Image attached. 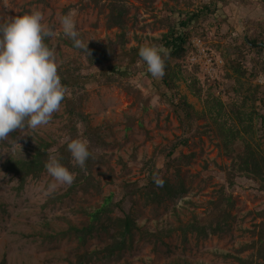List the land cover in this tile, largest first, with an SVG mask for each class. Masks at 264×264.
I'll use <instances>...</instances> for the list:
<instances>
[{"label":"rangeland","instance_id":"1","mask_svg":"<svg viewBox=\"0 0 264 264\" xmlns=\"http://www.w3.org/2000/svg\"><path fill=\"white\" fill-rule=\"evenodd\" d=\"M207 2H213L216 10L202 15L192 24L188 29L186 51L171 61L177 90L199 114L190 128L186 145H180L174 153V163L165 175L174 192L163 194L159 191L162 198L159 202L152 192L121 196L123 184L132 180L142 183L152 162L160 165V148L184 138L167 101L159 97L160 78H153L137 63L129 76L91 79L80 89L76 102L86 114V137L78 132L79 123L70 128L71 119L62 102L52 121L32 132V136L21 135L17 130L10 137L17 142L14 147L7 142L0 143V151H5L0 153V263L2 260L4 264L77 262V255L109 241V234L118 228L119 209L137 220L141 232L133 234L132 243L120 256L101 260L100 254L99 260L93 257L94 262L89 264H124V261L129 264H181V258L189 264H236L232 257L236 253L242 257L254 253V261L258 259L257 247L251 244L258 246V238L262 235L260 242L264 251V190L253 178L229 173L231 159L222 150L219 127L224 128L232 122L237 124V116L251 128L246 132L238 126L239 136L247 142L259 144V135L264 134V106L252 99L255 89L258 96L264 93V70L257 63L264 59V50L250 52L245 60L239 59L241 51H247L243 38L257 34V38L264 41V1L0 0V23L39 11L44 17L43 23L58 33L45 41L55 50L57 63L64 66L73 62L80 72L87 73L93 72L95 66H89L86 54L71 47L72 40L61 33L59 21L63 15L72 14L80 38L85 42L89 40L88 45L94 50L111 45L118 53L138 43L160 46L161 35L170 26L177 25L176 11L190 12ZM110 4H119L122 9L124 28L120 32L107 19ZM122 31V37L118 36L123 43L120 47L116 33ZM195 38L204 48L199 62L191 59L196 54L192 47ZM204 58L214 62L209 74L202 63ZM191 80L201 88L200 95L187 87ZM88 137L99 140L92 144ZM241 137L237 138L240 146L243 144ZM76 138L87 141L89 150L97 157L86 162L85 170L73 165L67 150L65 141ZM38 139L53 144L51 155L75 176L71 186L57 185L55 190H50L54 181L46 168L37 176L22 180L17 171L6 168L5 159L30 156ZM59 146L60 151L54 149ZM258 146L263 150L264 144ZM109 193L113 203L108 214L111 219L105 218L97 225L101 234L90 237L81 247L73 234L63 233L70 226L86 224L87 212L97 207ZM218 200L227 209L228 224L212 232L208 225L214 219L207 214L211 202ZM195 218L205 233L189 232L184 242L181 230L187 222L194 224ZM168 223L172 228L163 233L165 235L147 234ZM221 252L229 255L223 256Z\"/></svg>","mask_w":264,"mask_h":264},{"label":"trees","instance_id":"2","mask_svg":"<svg viewBox=\"0 0 264 264\" xmlns=\"http://www.w3.org/2000/svg\"><path fill=\"white\" fill-rule=\"evenodd\" d=\"M264 1V0H262ZM216 7L213 2H207L200 4L199 7L194 8L192 11H176L178 14L177 25L170 26L165 33L161 35L158 40L160 46H163L165 49L169 50L170 55L165 58V74L162 78H160L162 83V88L159 92V97L163 100L167 101L170 106L172 112L178 120L179 126L184 133L181 140H174L171 143L164 145L160 148L158 152V158L160 159V165L157 166L156 163L152 162L150 170L146 173L145 179L142 183H139L137 180L127 181L125 184L121 186L123 193L121 196L123 198L129 197L137 192H142L143 194L149 195L152 192V195L156 197V201L159 202L162 198L159 195V191L163 194L167 193L171 194L174 192L172 190L171 185L165 175L168 173L169 168L173 165L175 155L174 153L180 147V145H186L187 138L190 136V131L194 125L196 118L198 117V112L194 109L192 104L188 103L185 97L179 93L177 90V86L173 81L172 75L174 74V70L172 69L171 61L181 57L187 48V41L189 36L188 29L193 27L192 24L200 20L202 15L213 13ZM123 13L122 9L115 4H110L109 11L107 13V19L112 23L113 26L119 28V32L124 28L123 22ZM123 31L119 34L116 33L117 39L119 40V46L122 47L123 43L121 38ZM258 35L254 34L253 36H246L243 38L242 43L244 47L247 48V51H241L242 56L239 59H244L245 57H249L250 52L260 53L264 50V41L262 38H257ZM117 40V41H118ZM113 43V41L111 42ZM151 44L138 43L136 45L130 46L127 49H121L118 53H115L111 45H105L103 49L94 50L91 46L88 45V49L91 51V55L82 49L79 51H83L86 54L87 63L89 66H95V70L93 72L82 73L80 72L79 67L75 66L76 63L69 62L68 64L62 66L58 64V74L61 78V83L67 88L68 94L66 98L62 101L64 106V111L67 113L68 117L71 119L72 128L73 126L79 123L80 127L78 132L82 137L87 136L88 132V124L86 122V114L82 111L79 105L76 104L78 102V93L83 85L91 80L96 79L99 81L100 79H110V78H123L129 76L132 73V69L135 67L137 63L141 64L145 70L147 71L146 64L139 57V48L141 46H149ZM71 47H73V42H71ZM75 48V47H74ZM109 48V49H107ZM238 54H240V50H238ZM252 57V56H251ZM246 59V58H245ZM244 59V60H245ZM258 65L262 67L264 70V59H260L257 61ZM254 64V63H253ZM72 67V68H71ZM189 81L187 87L189 90L193 91L196 95H200L201 88L196 86L195 81ZM192 82V83H191ZM257 90L255 89L252 92L253 101L259 100L260 104L264 106V93L258 96ZM218 99V98H216ZM218 107H221V102L217 100ZM237 118V124L233 122L228 124L226 127H219V137L222 140V150L228 155L231 159L229 170L231 174H239L245 175L247 177L253 178L254 180L259 181L260 187L264 190V148L259 147L260 143L264 144V134L259 135L258 140L260 143L251 144L247 142L240 135V129L238 126L242 127L243 131H251L248 125H245L243 118ZM252 120H250L251 123ZM13 133V132H12ZM10 133V136L13 134ZM75 133V132H74ZM73 134V132H72ZM241 137L240 141H243V144L240 146V142H238L237 138ZM91 140V137H88ZM96 140L93 139L91 141L92 144L95 143ZM90 141V142H91ZM51 142L46 139H38L31 150L30 156L23 158H16L14 156H9V158L5 159L6 168L10 171H17V174L21 177L22 180L27 176H37L40 172L45 169V163L51 155L52 146ZM57 151H60L59 148H54ZM180 153V152H179ZM178 153V154H179ZM89 158L86 162H90ZM68 160V159H66ZM63 166L64 164L60 162ZM154 172H158L160 177L164 180L163 187H157L153 182L152 175ZM227 201L229 197L226 198ZM112 194H108L103 197V201L92 210L87 212L88 220L86 224L81 227L70 226L63 233L73 234L76 238V241L79 242L80 246H84L90 237H93L95 234H101L98 232L97 225L100 224L107 219H111L108 214L112 211ZM1 209V207H0ZM120 210V214L116 218L118 221V228L115 229V232L109 234V241L103 243L102 246L85 250L83 253L77 255V262L69 261L70 264H89L90 262H94L92 259L95 257V260L100 259V254L102 255V259H110L111 256H120V253L127 248L132 242H130L133 234L135 232H141L140 225L137 223V220L132 217L129 213ZM210 213L207 214V217H212L214 219L208 227H210L212 232H217L223 229L227 224V209L221 205V201H212L211 208L209 209ZM222 218V219H221ZM158 222V221H156ZM97 223V224H96ZM171 224L168 223L167 226H162L158 230L154 232H147V234L155 235V236H163L170 229ZM166 232V233H165ZM181 232L183 233V241H187V235L189 232L197 234L205 233L203 228H200L197 224L196 218L194 219V224L185 223V226L182 228ZM165 233V234H163ZM205 235V234H203ZM263 236L260 235L258 238L259 245L257 246L252 242L251 246L253 248L257 247V260L254 261V253L247 256L242 257L240 255L232 254V257L235 258L236 264H264V251L261 247V242ZM50 239V238H48ZM257 242V241H256ZM263 251V252H262ZM223 256L229 255L221 252ZM181 264H189V262L181 258ZM115 261V260H114ZM113 262H108L107 264H112ZM0 264H4V260ZM124 264H129V261H124ZM178 264V262L176 263Z\"/></svg>","mask_w":264,"mask_h":264},{"label":"clouds","instance_id":"3","mask_svg":"<svg viewBox=\"0 0 264 264\" xmlns=\"http://www.w3.org/2000/svg\"><path fill=\"white\" fill-rule=\"evenodd\" d=\"M43 20L39 11H32L0 23V143L13 147L17 142L10 139V133L19 130L21 135H31L47 126L68 94L58 74L55 50L45 42L58 33ZM59 23L61 33L72 40L73 47L91 55L89 40L80 38L72 14L63 15ZM138 54L153 78L164 76L169 50L163 46H141ZM65 142L74 166L85 170L86 161L97 158L87 141L76 138ZM45 168L54 181L50 190L57 185L71 186L75 180L74 174L54 155H49ZM152 179L157 187H163L164 180L158 172L153 173Z\"/></svg>","mask_w":264,"mask_h":264},{"label":"built area","instance_id":"4","mask_svg":"<svg viewBox=\"0 0 264 264\" xmlns=\"http://www.w3.org/2000/svg\"><path fill=\"white\" fill-rule=\"evenodd\" d=\"M192 47L196 51V54H193L191 59L199 62V58L204 56V48L201 46L200 40L195 38L192 41ZM202 63L205 65L206 72L209 74V72L213 69L212 65H214V62L211 61V58H204Z\"/></svg>","mask_w":264,"mask_h":264}]
</instances>
